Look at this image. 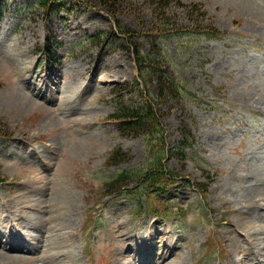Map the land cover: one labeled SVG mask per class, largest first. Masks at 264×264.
<instances>
[{
  "label": "rangeland",
  "instance_id": "374dc122",
  "mask_svg": "<svg viewBox=\"0 0 264 264\" xmlns=\"http://www.w3.org/2000/svg\"><path fill=\"white\" fill-rule=\"evenodd\" d=\"M63 1L45 19L32 0H0V264H264V0H184L206 7L218 39H158L143 69L146 38L113 36L104 9ZM131 10L119 21L148 31L149 10ZM148 67L178 88L155 102L167 149L187 127L198 155H166L179 181L144 208L108 184L158 151L110 118L157 95ZM115 150L128 160L111 165Z\"/></svg>",
  "mask_w": 264,
  "mask_h": 264
},
{
  "label": "trees",
  "instance_id": "16d2710c",
  "mask_svg": "<svg viewBox=\"0 0 264 264\" xmlns=\"http://www.w3.org/2000/svg\"><path fill=\"white\" fill-rule=\"evenodd\" d=\"M77 1L82 4L85 2L89 8L95 9L101 7L107 12V14L112 16L113 23L116 27V30L112 28V32L114 33L112 34L113 36H116L115 34H117L125 39L126 34H128V39L131 40L137 37L146 38L148 40L146 48L148 51L146 53L141 52L140 56L136 57L139 67L142 69L155 60V58L152 57V54L159 49L157 45L158 39L167 40L172 37L188 36L192 35V32H197L218 39L216 36L220 33L212 28L210 23L205 25V16L208 11L201 2H193L188 5L184 0ZM34 2L44 9V13H46L45 19L49 17L51 14L50 12L53 9L65 5L63 0H34ZM132 8H136L138 13L147 9L149 10V13L152 14V17L150 16V28L143 34H138L136 31L131 32L124 26L123 22L119 21L120 14L125 11L131 12ZM181 8L187 12L184 16H178L177 11ZM138 18L142 20L143 16ZM114 31H116V33ZM100 35L102 36V33H100ZM133 45L136 46L135 52L138 53L139 47L137 43L133 42ZM37 50L40 52L47 51V53L50 54V50L45 49L42 44L37 46ZM148 60L151 61L149 62ZM147 69L152 71L150 75H147L152 79L151 82L154 78L157 79V95L152 93L149 94L148 98L145 97L143 100L140 97H137L136 101L132 104L124 103L120 109L110 115V118L117 123L119 127L118 132L121 133V135L124 136L126 134L134 138L141 136L148 139V143L151 144L153 149L159 147L158 151L154 154V157L150 159L148 164L129 166L126 170L119 169L115 173V179L108 184L110 195L113 196L121 191L126 194L129 193V195L137 197L139 205L144 208H147L142 202L144 196L147 198L146 201L151 200L152 196H162L165 193L167 182H171L172 180L174 182L179 181V179L174 178V172L170 169V165H168L167 161L164 159L166 155L170 157H180L185 160L190 156L197 160L198 155L193 152H191V154L188 153L187 149L191 146L190 141L193 139V135L191 130L187 127L182 128L183 131L181 133L179 146H175L170 150L167 149L164 126L161 119H159L160 113L157 111L155 102H157L159 98L168 99L170 95H172L173 90L177 92L178 88L173 81L171 82L168 75L162 76L161 72L157 75L159 70L156 68L151 69V67H148ZM147 76L143 77L145 83H147ZM133 81L136 85L140 84L137 80ZM142 96L144 95H141V97ZM138 101H140V104L137 103ZM1 122L2 121H0V137H3L5 136L4 134L6 133V130H4V125ZM186 135H188L190 139L187 138ZM185 150H187V152ZM112 156L113 158L111 159L110 164L113 166L128 160L126 154L121 150H115L114 155ZM186 184L191 185V181L189 179L186 180ZM208 186L205 185L204 188H201L203 195L208 191ZM182 210H184V208L177 207L178 213L182 214Z\"/></svg>",
  "mask_w": 264,
  "mask_h": 264
},
{
  "label": "bare ground",
  "instance_id": "6f19581e",
  "mask_svg": "<svg viewBox=\"0 0 264 264\" xmlns=\"http://www.w3.org/2000/svg\"><path fill=\"white\" fill-rule=\"evenodd\" d=\"M257 239V238H256ZM264 247V246H263ZM264 252V251H263ZM264 255V254H263Z\"/></svg>",
  "mask_w": 264,
  "mask_h": 264
}]
</instances>
